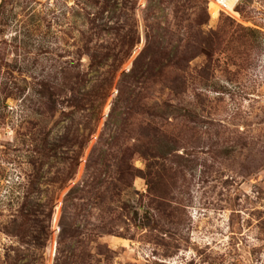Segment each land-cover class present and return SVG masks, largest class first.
Listing matches in <instances>:
<instances>
[{"label":"rangeland","instance_id":"obj_1","mask_svg":"<svg viewBox=\"0 0 264 264\" xmlns=\"http://www.w3.org/2000/svg\"><path fill=\"white\" fill-rule=\"evenodd\" d=\"M239 9L0 0V264H264V0ZM148 67L164 140L109 121Z\"/></svg>","mask_w":264,"mask_h":264},{"label":"trees","instance_id":"obj_2","mask_svg":"<svg viewBox=\"0 0 264 264\" xmlns=\"http://www.w3.org/2000/svg\"><path fill=\"white\" fill-rule=\"evenodd\" d=\"M127 55V51H125L124 55H122L119 60H123V58ZM105 59H108V54H105L103 56ZM96 57H94L93 60H95ZM103 61V60H102ZM100 61V63H102ZM126 74V73H125ZM159 75V72H154L151 67H148L142 71H136L134 68L130 70V75L132 77V81L130 83V87L127 89V91H124L122 88L120 90V95L118 100L116 102H120L124 99L125 96V103L122 105L123 108L117 111L116 102L114 103V106L110 112L109 115V121H112L114 119V123L123 120V119H130L132 116H142V118H137V123L139 130H142V133H152L155 136H158L159 139L164 140L168 139V130H167V124L163 122L156 121L154 116L160 117L165 116L166 113H168V104L165 103L166 106H160V104H149L145 103L143 100L146 97V92L148 91L150 85H148L149 82H153V79ZM155 80V79H154ZM150 84V83H149ZM178 94L182 93L183 90L180 89H174ZM159 109L154 111V109ZM121 127H117L115 133L117 130H120ZM120 133V131H119ZM157 157V161L152 162V167L154 169L155 167V174L159 175L160 177L164 175V172L167 170L166 165L164 163V156L163 154L155 155ZM160 158L161 160H159ZM161 161V162H160ZM74 191V189L71 191V193ZM167 193H160L159 197L166 198ZM70 198V195L65 200V210L67 207V201ZM66 212V211H65ZM64 217V216H63Z\"/></svg>","mask_w":264,"mask_h":264},{"label":"built area","instance_id":"obj_3","mask_svg":"<svg viewBox=\"0 0 264 264\" xmlns=\"http://www.w3.org/2000/svg\"><path fill=\"white\" fill-rule=\"evenodd\" d=\"M211 16L226 14L237 21H242L239 9L240 0H206Z\"/></svg>","mask_w":264,"mask_h":264},{"label":"bare ground","instance_id":"obj_4","mask_svg":"<svg viewBox=\"0 0 264 264\" xmlns=\"http://www.w3.org/2000/svg\"><path fill=\"white\" fill-rule=\"evenodd\" d=\"M140 48V47H139Z\"/></svg>","mask_w":264,"mask_h":264}]
</instances>
